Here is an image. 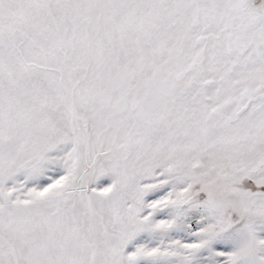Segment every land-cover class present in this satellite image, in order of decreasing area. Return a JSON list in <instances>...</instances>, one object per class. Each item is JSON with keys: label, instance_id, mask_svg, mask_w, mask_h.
<instances>
[{"label": "snow or ice", "instance_id": "obj_1", "mask_svg": "<svg viewBox=\"0 0 264 264\" xmlns=\"http://www.w3.org/2000/svg\"><path fill=\"white\" fill-rule=\"evenodd\" d=\"M0 264H264V0H0Z\"/></svg>", "mask_w": 264, "mask_h": 264}]
</instances>
